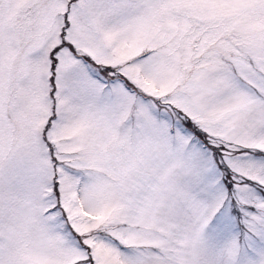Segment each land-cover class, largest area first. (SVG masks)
<instances>
[{"label":"snow or ice","instance_id":"snow-or-ice-1","mask_svg":"<svg viewBox=\"0 0 264 264\" xmlns=\"http://www.w3.org/2000/svg\"><path fill=\"white\" fill-rule=\"evenodd\" d=\"M0 264H264V0H0Z\"/></svg>","mask_w":264,"mask_h":264}]
</instances>
